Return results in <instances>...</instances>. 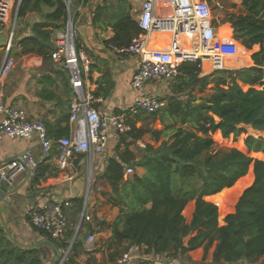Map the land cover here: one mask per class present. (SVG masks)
<instances>
[{"label": "trees", "instance_id": "16d2710c", "mask_svg": "<svg viewBox=\"0 0 264 264\" xmlns=\"http://www.w3.org/2000/svg\"><path fill=\"white\" fill-rule=\"evenodd\" d=\"M91 1L83 0L85 5ZM241 3L242 11H235L237 5H233L222 23L231 25L234 39L246 50L260 46L252 55L253 66L203 76L200 62H184L179 66L176 93L185 94L186 99H172L167 107L151 114L142 112L132 118L129 112L126 119L130 131L116 146L103 174L94 179L95 186L102 183L111 188V193L103 195L112 199V207L119 208L113 222H98L112 233L108 240L101 241L99 249H94L102 254L100 264H116L130 246L143 248L148 255L168 254L177 259L203 249V260L215 247L213 264H264V160L252 157L264 159V138L247 136L241 143L243 152L217 148L213 139L219 131L225 139L248 135L243 126L264 131V0ZM130 10L128 0L98 10L94 23L114 32L110 40L104 41L108 47H127L142 34ZM68 17L66 0H23L17 21L30 33L20 39V32L17 36L15 31V55H36L44 64L53 62V34L66 27ZM75 42L77 50H82L80 42ZM242 85L249 88L245 90ZM208 90L212 93L206 94ZM102 91L109 92L100 87L94 95L101 96ZM156 123L162 129L156 128ZM54 130L48 129L50 138L68 137L70 116L62 120L59 131ZM146 136L160 145L148 143L133 150ZM58 153L54 147L51 156ZM50 157L39 165L33 187L58 172ZM127 167L144 173L126 177ZM214 195L216 205L205 201V197ZM239 195L235 212L227 215L221 226L219 214L225 213ZM191 201L195 202V211L187 222L184 211ZM83 203V198L75 200L76 212L71 215L74 221ZM28 222L49 242L36 248L34 244L23 246L16 236H9L0 221V264H59L57 251H68L76 230L70 228L63 239L56 240ZM85 228L95 232L89 224ZM86 241L85 232H79L68 255L69 264L91 253L85 248Z\"/></svg>", "mask_w": 264, "mask_h": 264}, {"label": "built area", "instance_id": "2783aa9c", "mask_svg": "<svg viewBox=\"0 0 264 264\" xmlns=\"http://www.w3.org/2000/svg\"><path fill=\"white\" fill-rule=\"evenodd\" d=\"M72 1L66 0L67 8H71ZM117 1L119 0H92L85 5L81 0L79 7L82 9L91 5L90 14L94 19L99 9ZM128 1L132 5V16L142 34L135 37L127 47L117 48L110 45L109 49L122 63L132 58L139 62V67L131 79V88L137 95L130 117L133 118L142 112L155 113L167 107L168 101L156 92L148 90L147 86L149 83L160 84L174 80L179 75V66L184 62H200L199 69L202 73L204 65L208 64L210 74L234 68L229 63L240 54L243 46L234 39L229 28L224 30V25L218 24L227 12L223 0ZM15 4L16 0H0V37H6V57L0 67V140L4 137L31 139L37 136L41 154L37 156L32 150H27L18 158L2 163L0 195L2 185L13 186L22 174L28 172L30 177L36 175L39 165L51 156L54 147L59 152V170L66 171L78 155L85 156L91 170L95 159L106 158L108 151L116 148L122 137L130 131L126 116L113 113L101 115L94 107L95 98L84 89V78L90 73L92 63L82 50H77L75 31L73 30V35L69 34L70 24L74 29L70 17L65 28L54 31V49L51 55L52 60L60 63L63 70L69 73L70 83L76 93L70 106V135L54 140L49 137L47 125L43 120L33 119L25 110L5 104V82L16 66L12 56L15 49ZM214 11L221 16L216 17ZM154 36H158V39L154 40L157 47L150 44ZM185 43L187 45H184ZM185 46L189 47V52ZM133 171V167H127L126 177ZM87 202L78 215L74 228L76 232H81L87 223L92 222ZM71 204V198L56 203L46 202L38 210L31 212L29 220L38 231L61 240L71 228L66 214ZM95 241V235L90 234L87 243L94 244ZM68 255H61L62 264H69ZM177 260L168 254L148 255L143 252V248L130 246L116 264H177Z\"/></svg>", "mask_w": 264, "mask_h": 264}, {"label": "crops", "instance_id": "0c3cea01", "mask_svg": "<svg viewBox=\"0 0 264 264\" xmlns=\"http://www.w3.org/2000/svg\"><path fill=\"white\" fill-rule=\"evenodd\" d=\"M239 5L240 6H237V9L242 11L243 6L241 0ZM90 6L91 5L87 7L84 6L85 8L83 7L84 9L87 8L89 13L87 20L89 19L90 21L89 23L87 22L85 26H81L79 28L77 36V39L82 46V51L85 52L86 56L92 63L91 69L94 68L93 71H90V73L84 78V89L87 93L91 94L95 98L94 107L101 115L113 113L115 115L127 117L133 108L134 98L137 95V93L131 88V79L133 73L139 67V62L136 58H132L127 60L126 63H122L110 49H105L107 45L100 42L98 39L99 34L98 36H95L101 31V27L94 23L95 18L93 19L91 17ZM131 10L129 11L130 15ZM131 17L133 18L132 15ZM133 20H135V18H133ZM218 24L224 25L222 27L224 30L228 27L233 35V29L229 23L223 24L221 22ZM107 30L112 32H107V34H110V36L106 37L105 40H110L114 36V32L111 28H108ZM29 33L30 31L28 33H22L20 39L24 36H27ZM20 35L21 34H19V36ZM100 36L104 37V34ZM5 39L6 37H0V52L2 55L5 52ZM157 39L158 36H154L152 39L150 44L153 47H157L155 45L157 42L154 43V40ZM14 48L15 49L12 52V56L17 58L16 60L14 57L16 66L18 61L20 68L15 71V66V70L5 82V104L15 108L23 109L31 118L43 120L46 123L48 129L51 130L54 128V131H59L62 120L67 116H70V106L76 97V93L70 83L69 73L63 70L60 63L53 61L44 64L43 59L36 55L18 57L15 55L18 54V49L16 46H14ZM259 50L260 46H255L253 51L247 50L250 52V62L248 63L247 67L254 65L252 61V55ZM208 74H210L209 65L205 64L202 75L205 76ZM154 86H156V84H154ZM242 86L245 90L249 88L245 85ZM100 87L103 90H108L109 92L102 91L101 96H95L94 93ZM155 88L156 89L152 91L160 95V92L162 91L161 86H159V88ZM243 128L245 130H250L248 135L243 134L246 135V137L249 135L254 137H263V131H254L251 126H243ZM216 135H219L222 139L227 140L223 138L220 131L215 133L213 137ZM144 139L141 140V142L139 141V143H142ZM243 142L244 141L242 139V143ZM149 143L155 145L156 147L160 145V143H154L152 140L149 141ZM146 144H144L143 148ZM115 149L116 148L110 149L106 158H97L100 165H93L94 176H101L103 174V171L107 166L108 159L115 155ZM27 150H32L35 155L40 156L41 148L37 136H33L31 139H10L8 137L2 138L0 140V165L3 162L18 158ZM256 159L264 160L261 158ZM50 160L58 168V155H52ZM88 165L89 163L85 156L78 155L74 158L72 165L66 171H61L58 168V172L55 175L49 177L40 186L33 187V176L29 177L28 174H22L16 180L13 186L6 184L2 185V193L0 195V221L6 228L7 233L11 235L9 236L11 238L16 236L23 246H27L29 244H34L33 246H35L38 244L47 243L45 242V239H42L38 232L33 231L28 222L29 216L32 211L38 210L40 206L46 202L56 203L67 198L72 199V204L71 207L67 209L66 214L68 216L71 228H75L78 215L81 212L77 214L75 223L74 220L71 219V215L72 213L76 212L75 200L87 196L85 191L88 183V177L90 175V168L88 169ZM143 173L144 170H141V174ZM69 178L72 180H69ZM230 189L232 188L225 189V191ZM93 193L94 195L92 198L90 197L89 200L90 204L87 202L88 210L90 209L89 214L95 210V207H99V199L102 200V197H99V195L95 194V192ZM217 195L205 197L204 199L207 202L215 204L214 198ZM241 195H239L232 204H229L230 208L227 214L223 215L222 217L219 214V223L221 226L225 224V217L235 212V206L238 203ZM194 211L195 202L191 201L184 211V216L187 222L192 220ZM116 217L117 214L110 217L105 216L103 212L97 214L98 222L111 223L116 219ZM98 222L96 224L92 223L93 225L87 223L92 226V229L95 231L94 233H90L85 227L82 230L85 232L86 238H88L87 236L90 234L95 235L96 241L94 244H88L86 241L85 248L91 253L89 255H81L78 259H76L75 264H88L90 258H93V260L90 262L91 264L101 263L102 254L97 253L94 249H99L101 241L108 240L112 233L105 228L103 229L101 225H98ZM214 249L215 247L211 249L206 260H203V249H198L189 253V255L184 259L179 258L177 260V264H213L212 260ZM61 255L63 256L64 254L61 253ZM58 259L59 258L57 255V261Z\"/></svg>", "mask_w": 264, "mask_h": 264}, {"label": "rangeland", "instance_id": "374dc122", "mask_svg": "<svg viewBox=\"0 0 264 264\" xmlns=\"http://www.w3.org/2000/svg\"><path fill=\"white\" fill-rule=\"evenodd\" d=\"M19 1L20 0H16L15 9L17 8ZM223 2L225 4L226 9H227L228 12L233 10V9H231V7L233 5L240 6L239 5L240 4V0H223ZM112 5L113 4H110L107 7H109V6L111 7ZM79 6H80L79 0H73L72 1V5H71V20L74 21L73 22L74 23V31H75V36L74 37H75V40L76 41L78 40L77 39V36H78V32H79L78 30H79V28L81 26H85L87 24V22L89 23V21H90L89 19L87 20V16H89V13H88L87 8L84 9L85 8L84 7L82 9H80ZM235 11H239V10L236 8ZM214 14H215L216 17L221 16L216 11H214ZM131 15H132V10H131ZM36 18H41V17H36ZM15 31L17 32V36H18L19 32H20V34L22 36L21 31L23 33L28 32V30H27V28H26V26L24 24L18 25V21L16 22ZM107 32H110L111 33L112 31H109V30H106L105 31V30L101 29V31L98 32L95 36H98V34H99L98 39L100 40V42L104 43L105 38L108 37V36H110V34H107ZM102 34H104V37H101L100 36ZM17 36L15 37V40L13 42V45L14 46H15V42H16ZM105 49L106 50H109V47L107 46V47H105ZM245 50L246 49L244 47H242V49L240 51V54L236 58H234V59H232L230 61L229 64L234 67L232 70L247 67L248 63H245V62H247L248 56L250 57V52H248L247 50L245 51ZM87 55H88V53H87ZM5 57H6V53L4 52L3 55H2V53L0 52V65L3 63ZM16 60H17V58H16ZM19 68L20 67H19L18 61H17V66H16V70L15 71H17ZM178 84H179V80L176 77L174 80H172L170 82L156 84V86H154L153 83H149L147 87H148V90L152 91V90L156 89L155 87H158L159 88V86H161L162 91L160 92V95L162 97H164L168 101V103H169L170 100L175 99V98L176 99H180V100L187 98L185 94H177L176 93V86ZM196 92H194L195 96L197 98H200L201 95L200 94H197ZM211 93H212L211 90L206 91V94H211ZM154 126L156 128H158V129H162V127L158 123H156ZM246 131H247L248 134L250 133V130L247 129ZM262 134H263V138H264V131H263ZM245 137H246V135H241L238 138L231 137V138H229L227 140H224L219 135H216L215 137H213V139H214V141L216 143L217 148H220V149H232V148H236L237 150L242 151L241 150V143H242V139L244 141ZM149 141H151V140L149 139L148 136H146L145 139H144V141H142V143H139L138 142L136 144L137 146H133L132 149L133 150H136L137 147L143 148L144 144L149 143ZM251 155H252V153H251ZM252 157L257 158L255 155H252ZM98 162H99L98 159H96L94 165H96V166L100 165V163H98ZM89 168H90V166L88 165V169ZM136 172L137 173L139 172V174H141V170L140 169L139 170H136L135 169L133 171V173L130 174L129 176H127V177L133 176ZM90 175L93 178L91 180V188H90L89 194H88L87 187H86L85 193L88 194L87 195L88 197H87V199H86V197L83 198L84 199L83 206L86 204V201H88V203L90 204V201L89 200H90V197L92 198V196L94 195L93 192H95V194L99 195V197H102V200L99 199V205H98L99 207L98 208L95 207V210L91 212L90 215L92 217V222L89 223V224H92V223L96 224L98 222L97 214L100 213V212H103L104 215L107 216V217L114 216L115 214H117V216H118V214H119V208H112L111 207L112 206V203H113L112 199H110L109 197L103 195L105 192L111 193V188L108 187V186H104L102 183H100L98 187L94 185V179L98 178L99 176H97V175L94 176V174H93V168L90 170ZM92 185H94V186L92 187ZM228 211H229V209L225 213H223L222 215H220V216L222 217L223 215L227 214ZM88 213H90V209L88 210ZM74 223H75V221H74ZM85 227H87V224L85 225ZM51 264H52V262H51Z\"/></svg>", "mask_w": 264, "mask_h": 264}, {"label": "water", "instance_id": "95a60500", "mask_svg": "<svg viewBox=\"0 0 264 264\" xmlns=\"http://www.w3.org/2000/svg\"><path fill=\"white\" fill-rule=\"evenodd\" d=\"M22 2H23V0H20L19 3H18L17 11H16L15 18H14V19H15V22H17L18 14H19V10H20V7H21V5H22ZM68 16L71 18V8H70V6L68 7ZM73 30H74V29H73V25L70 24V25H69V34L73 35ZM27 174H28V176L30 177L29 172H28ZM91 180H92V177H91V175H90L89 178H88V183H87V192H88V193H89V190H90V188H91ZM87 195H88V194H87ZM87 197H88V196H86V199H87ZM78 234H79V232H76V233H75V236H74V238H73V240H72V242H71V245H70L68 251L66 252L67 254H69V252H70V250H71V248H72V246H73V244H74V242H75V240H76ZM9 235H10V234H9ZM10 236H11V235H10ZM45 242H49V241L46 240ZM51 244H52V246H55L53 243H51ZM40 245H41V244H38V245H35V246H32V247L36 248V247H38V246H40ZM57 255H58V258H59V260H60V258H61V253H60L59 251H57ZM62 262H63V259H61V260L59 261V264H62Z\"/></svg>", "mask_w": 264, "mask_h": 264}, {"label": "bare ground", "instance_id": "6f19581e", "mask_svg": "<svg viewBox=\"0 0 264 264\" xmlns=\"http://www.w3.org/2000/svg\"><path fill=\"white\" fill-rule=\"evenodd\" d=\"M184 45H187V44L185 43ZM185 48H188V49H187V50H188V52L190 51V49H189V47H188V46H185Z\"/></svg>", "mask_w": 264, "mask_h": 264}, {"label": "clouds", "instance_id": "9594fccd", "mask_svg": "<svg viewBox=\"0 0 264 264\" xmlns=\"http://www.w3.org/2000/svg\"><path fill=\"white\" fill-rule=\"evenodd\" d=\"M60 261V260H59Z\"/></svg>", "mask_w": 264, "mask_h": 264}]
</instances>
